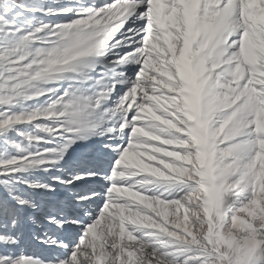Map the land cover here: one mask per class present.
<instances>
[{"label": "snow or ice", "instance_id": "snow-or-ice-1", "mask_svg": "<svg viewBox=\"0 0 264 264\" xmlns=\"http://www.w3.org/2000/svg\"><path fill=\"white\" fill-rule=\"evenodd\" d=\"M0 264H264V0H0Z\"/></svg>", "mask_w": 264, "mask_h": 264}]
</instances>
